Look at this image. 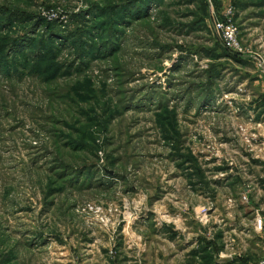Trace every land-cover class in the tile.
Returning a JSON list of instances; mask_svg holds the SVG:
<instances>
[{
    "label": "rangeland",
    "instance_id": "obj_1",
    "mask_svg": "<svg viewBox=\"0 0 264 264\" xmlns=\"http://www.w3.org/2000/svg\"><path fill=\"white\" fill-rule=\"evenodd\" d=\"M263 137L264 0H0V264L82 252L89 202L197 218L182 191H241Z\"/></svg>",
    "mask_w": 264,
    "mask_h": 264
},
{
    "label": "crops",
    "instance_id": "obj_2",
    "mask_svg": "<svg viewBox=\"0 0 264 264\" xmlns=\"http://www.w3.org/2000/svg\"><path fill=\"white\" fill-rule=\"evenodd\" d=\"M257 162V173L243 168L241 191H182V208L198 219L183 212L182 220L155 223L122 216L117 232L90 221L81 235L84 250L57 252L52 264H251L264 255V157Z\"/></svg>",
    "mask_w": 264,
    "mask_h": 264
},
{
    "label": "built area",
    "instance_id": "obj_3",
    "mask_svg": "<svg viewBox=\"0 0 264 264\" xmlns=\"http://www.w3.org/2000/svg\"><path fill=\"white\" fill-rule=\"evenodd\" d=\"M232 17H233V8L229 6L222 13L221 18L218 17L217 15L216 17L215 16L213 17L215 20V27L219 32L222 45L225 49L236 54H244L245 50L240 45V42L238 40V28L233 23ZM241 199L247 200V197L245 195H242ZM80 211L89 215L90 221L97 222L99 225H101L103 229H110L115 223L112 214L120 213L121 211H125V210L122 209L118 211L115 206L110 205L106 208V207H102L99 204L89 202L83 205L80 208ZM255 226L257 228L261 227V217H259L258 215H256L255 217ZM251 264H264V255Z\"/></svg>",
    "mask_w": 264,
    "mask_h": 264
}]
</instances>
